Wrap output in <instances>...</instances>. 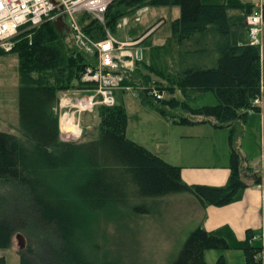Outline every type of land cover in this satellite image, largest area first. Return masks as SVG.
Instances as JSON below:
<instances>
[{"label":"trees","instance_id":"obj_1","mask_svg":"<svg viewBox=\"0 0 264 264\" xmlns=\"http://www.w3.org/2000/svg\"><path fill=\"white\" fill-rule=\"evenodd\" d=\"M144 7H178L180 10V15L168 27L164 44L166 56L172 61H164V70L155 66L158 56L156 60L150 59L151 65H148L141 49L143 44L138 46L142 58L135 60L136 67L148 66L149 71L158 76L163 73L167 85L157 88L166 96L153 97L155 88L151 76L135 69L124 74L122 86L135 87L140 103L176 124L229 127L232 146L237 132L235 124L246 120L247 111L259 110L255 99H264L261 49L246 37L245 21L251 3L113 0L105 11V26L94 23V19L83 26L82 20L92 16L83 13L77 17L93 40L102 41L106 39L107 29L113 30L120 19L131 17ZM231 10L237 13L231 14ZM68 39H71L68 34L63 35L53 21H48L23 30L13 38V46L8 51L17 56L18 63L19 128L17 134L0 130V249L9 245L16 232L25 234L32 245L33 233L27 223L22 222L25 227L16 229L8 227L21 222L20 217L12 219L1 211L10 204L14 206L13 212L18 210V214L22 210L25 218L36 213L43 224L59 228L60 234L48 229L39 231L49 236L57 248L66 238L71 245L77 229L66 217L68 206L75 215L86 209L91 218L120 208L145 215L150 201L174 195H190L201 207H222L241 198L248 185L242 178L243 159L233 147L227 185L186 184L181 179L180 167L167 163L126 136L127 112L122 104L97 108L99 134L95 139L60 140L59 116L55 112L58 92L73 83L78 89H93L92 83L83 82L81 78L94 61L68 45ZM4 53L0 50V56ZM209 93L215 95L216 105L202 104ZM262 150L264 156V127ZM258 182L259 177L252 184ZM28 199L33 202L31 212L22 208ZM247 242L246 239L237 246L243 249L246 264H261L255 258L261 250L260 244ZM230 247L225 236L198 226L171 264H206L205 250ZM75 255L70 256L69 264L77 263L79 257L76 259ZM80 258H84L82 254ZM0 264H7L2 257ZM217 264H225L224 259L220 258Z\"/></svg>","mask_w":264,"mask_h":264},{"label":"rangeland","instance_id":"obj_2","mask_svg":"<svg viewBox=\"0 0 264 264\" xmlns=\"http://www.w3.org/2000/svg\"><path fill=\"white\" fill-rule=\"evenodd\" d=\"M179 15L180 10L178 7H144L138 10L135 15L120 19L113 30L107 29L106 31L120 42L133 40L158 20L165 19L166 22L147 37L142 42L143 46H141L145 53L144 60L148 65H151L150 59L156 60L158 56L155 66L157 69L164 70V61H172V58L166 56L164 44L169 33L168 27L170 22ZM93 19L92 17L83 19L82 25L89 24V21ZM105 19L106 14L100 20L94 19L93 22L105 26ZM66 21L68 22V20ZM82 25L80 24V31L84 38L80 42L86 44V47H80L74 41L75 39L71 37V39L67 40V44L73 46L76 50L82 52L85 57L95 62V51L89 50V43L97 41L86 33ZM25 27L23 30L31 28L30 26ZM23 30H19L16 34L0 43V50L6 52L0 56V130L11 134H17V129L19 128L17 109L19 77L17 56L8 51L13 46V38ZM260 42L261 66L264 76V16L261 24ZM127 46H124L123 50L133 54L135 46ZM135 67L136 65L131 72L135 69V72L137 70L142 74L151 76L152 86H154L155 91L159 89L157 88L158 86L167 85L164 81L165 76L162 75L163 73L158 76L150 72L148 66L147 68H144V66ZM135 79L137 82L139 81L138 78ZM75 84L73 83L65 91L58 92L59 95L55 107V112L59 116L60 140L65 142L92 140L99 134L97 126L99 120L97 108L99 106L91 110L77 111V100L86 97L91 91L83 92ZM136 91L133 86L124 91L114 90L116 104H122L126 107V136L130 140L157 153L170 164L180 167L181 179L186 184H207L216 187L227 185L231 172L230 154L232 147L241 157L243 152L252 155L255 165L260 164L262 161L259 116L252 130L248 129L245 136L239 137V135L242 136V133L240 131L235 132L231 146L229 143L231 134L229 128L214 129L207 124H176L165 119L155 109L148 106L145 108L141 107L144 106L142 103L141 106L137 105L139 100L136 98V95H138ZM158 91L163 96H166L164 91ZM256 100L257 102H255ZM203 101L206 105L217 104L213 93H209ZM261 101L260 98L255 99L254 104L260 105ZM250 112L247 111V113ZM204 137H206L208 145L213 146V150L218 156L212 162L214 166L209 163L211 157L204 158L195 155L198 142H201ZM242 165H244V162H242ZM242 172V176L247 175V177L251 173L255 177L260 176L263 178L264 176V170L260 167L247 168ZM259 183L260 186H264L263 179ZM32 203L28 199V203L24 204L22 208L29 212L33 208ZM13 207L10 204L8 208H4L1 211L12 219L17 216L20 217L19 221L21 222L19 224L15 222L8 227H11L10 230L16 229L25 227V223H27L29 231L33 233V238H29L32 241L31 245L30 241L28 242V237L22 232L13 233L9 245L0 249V257L4 258L7 264H69L71 261L70 256L72 254L75 255L77 251L80 256L77 255L78 253L75 255L76 259L79 258L77 263L72 260L73 264H171L177 258L189 234L198 226H201L206 218L202 207L190 195H174L150 201L148 203L149 211L145 215L136 214L130 209L120 208L99 216L93 215L90 218L86 209H81V214L75 215L68 206L66 217L69 218V222L74 223L77 227L71 242L72 247L66 238L55 248L52 245L53 240L49 236L39 234V231L48 229L51 233L60 234L59 228L43 224L36 213L34 215L32 213V217L25 218L22 210L17 214L18 210L13 212ZM5 220L6 218L4 217ZM208 220L215 224L212 234L218 236L226 235L228 238L234 236L233 232L228 229V225H230L228 222L222 220L227 227L222 225L216 228L219 224L216 218L209 216ZM254 229L256 232L250 231L246 233L247 243L249 245L251 243V245L257 243L264 245V226L260 230L259 228ZM18 235L22 236L24 242L22 247L19 244V239H17ZM251 237H256L257 240L252 241ZM231 242L234 243V240H231ZM27 246L32 252L29 251L30 249L26 250ZM237 246L235 244L227 249L214 248L205 250L204 258L206 264H217L220 258L224 259L225 264H246L244 251L241 248L237 249ZM65 249L66 253L64 252ZM69 251H71V254ZM81 254L84 257L83 259L80 258ZM260 254L261 252L259 251L255 258L260 259ZM85 260L88 262L86 263ZM261 264H264V258Z\"/></svg>","mask_w":264,"mask_h":264},{"label":"built area","instance_id":"obj_3","mask_svg":"<svg viewBox=\"0 0 264 264\" xmlns=\"http://www.w3.org/2000/svg\"><path fill=\"white\" fill-rule=\"evenodd\" d=\"M113 0H0V43L16 34L24 26H38L54 21L64 15L70 25L74 41L82 48L83 34L78 23V14H87L94 19H101ZM264 16V0H252V7L247 17V36L252 45L260 43L261 24ZM78 39V40H76ZM125 43L107 35L106 39L89 43V50L95 52V63L86 67L82 81L93 84L91 93L77 100V111L91 110L97 106H113L116 103L114 90L121 87L124 74L132 70L134 54L123 50ZM88 53L86 50H83ZM157 99L162 94L152 93ZM257 102V100L255 101ZM257 238L252 237V241Z\"/></svg>","mask_w":264,"mask_h":264},{"label":"crops","instance_id":"obj_4","mask_svg":"<svg viewBox=\"0 0 264 264\" xmlns=\"http://www.w3.org/2000/svg\"><path fill=\"white\" fill-rule=\"evenodd\" d=\"M236 1H239L242 3H251L252 0H236ZM230 13L231 14L237 13V11L231 10ZM246 37H247V35H246ZM260 66H261V53H260ZM260 69H261V77H262V81H261L262 84L261 85H262V89H263L264 88V76H263V72H262V66ZM206 96L204 99H206ZM260 100H262V101H261L260 108L258 111H252L250 113H247V118L244 122H241V123L237 122L235 124V126L237 127L236 131L237 132L240 131L242 133V136L239 135V137H243L247 133L248 129L252 130V128L255 125L254 123L256 122V119L258 118V116L260 117L258 119L260 120V132H261V139H262V143H261L262 144L261 145L262 161L260 162V164L255 165L253 163L254 158L252 157V155H250L247 152H243V153H241L242 159L244 162V165H242V170L247 169V168H253V167H255V168L260 167L262 170H264V156H263V150H262V147H263V127H264V99H263V97ZM136 101H138V100L136 99ZM202 104H205V102L203 101ZM137 105L141 106L140 101H138ZM141 107L145 108L146 106H141ZM196 125H206V124H196ZM207 125H210V124H207ZM214 129H216V128H214ZM223 129H225V128H223ZM141 146H143V145H141ZM152 153H154V152H152ZM154 154L158 155L157 153H154ZM195 155L200 156V157H204V158H210L211 157V159H209V163L212 166H214V164L212 162L215 161V159H217V157H218V156H216L215 151L213 150V146H209L208 143L206 142V137H204L203 140H201V142H198V146H197V150L195 152ZM159 157L162 158L161 156H159ZM164 161H166V160H164ZM167 163H169V162H167ZM256 179H257V176L255 177L254 175H252V173L249 174V177H247V175H244L243 180H244V182H246L248 187L242 192L241 198L239 200H237L236 202H233L229 205L222 206V207H215V206L202 207V209L204 210V212L206 214V218H205L204 222L202 223L201 227L209 233H212L214 231L213 227L215 226V224L212 221L208 220L209 216L215 217L216 220L218 221L219 224L216 226V228H219L222 225H226V223H223V221L228 222L230 224L228 226L231 227V228L228 227V229L233 232L234 236H231L229 238L226 235H223V236H225L226 240L228 241V243L231 246H233L235 244L239 245L242 242H244L247 238V236H246L247 232H250V231L253 233L256 232L255 229L253 230V228H259V230H260V228L264 226V216H263V214H264V186L259 185L260 184L259 182L261 181L260 177H259V182L257 184H255V185L252 184V181H254ZM247 181H249V182H247ZM189 185H192V184H189ZM202 185H207V184H202ZM209 186H211V185H209ZM214 187H216V186H214ZM203 226H205V227H203ZM226 227H227V225H226ZM256 230H258V229H256ZM231 240H234V243H232ZM260 246L262 247V244H260ZM237 249H240V246L237 247ZM261 255H262L261 261H262V259L264 258V248H263Z\"/></svg>","mask_w":264,"mask_h":264},{"label":"water","instance_id":"obj_5","mask_svg":"<svg viewBox=\"0 0 264 264\" xmlns=\"http://www.w3.org/2000/svg\"><path fill=\"white\" fill-rule=\"evenodd\" d=\"M65 16H61L59 17L55 22L54 25L56 27V29L61 32L63 35L68 34L69 33V26L66 24L65 22ZM166 22L165 19H160L158 20L156 23L152 24L149 28H147L141 35H139L138 37H136L133 40V44L135 45H140L147 37H149L150 35H152L158 28H160L164 23ZM136 57L137 59H141V49L138 48L136 50ZM17 239H19V244L22 246H24V242L22 240V236L18 235Z\"/></svg>","mask_w":264,"mask_h":264},{"label":"bare ground","instance_id":"obj_6","mask_svg":"<svg viewBox=\"0 0 264 264\" xmlns=\"http://www.w3.org/2000/svg\"><path fill=\"white\" fill-rule=\"evenodd\" d=\"M70 130V129H69ZM33 260V259H32Z\"/></svg>","mask_w":264,"mask_h":264}]
</instances>
